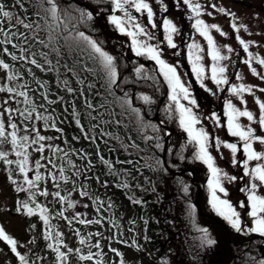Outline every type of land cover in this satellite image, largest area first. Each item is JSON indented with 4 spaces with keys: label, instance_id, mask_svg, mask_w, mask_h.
I'll return each instance as SVG.
<instances>
[{
    "label": "trees",
    "instance_id": "16d2710c",
    "mask_svg": "<svg viewBox=\"0 0 264 264\" xmlns=\"http://www.w3.org/2000/svg\"><path fill=\"white\" fill-rule=\"evenodd\" d=\"M6 3L11 7L14 0H6ZM56 3L61 9L78 7L86 11L92 9L96 12L93 20L87 25L79 24L77 27L80 31L102 41L104 49L116 57L119 86H113V91L116 97H123L127 92L131 107L139 108L143 116V121L140 122L127 105L122 106L118 100L113 102L114 97L108 95L105 90L103 72L99 70L97 62L89 58L87 51L83 53L79 49L69 51L64 46L62 38L55 45L60 49L59 55L33 43L32 51L38 53L37 59L41 63L44 62L39 57V52L44 51L48 53V58L52 60L53 65H56L59 60V79L69 80L68 86L75 89L73 93H69L62 85L58 86V74L55 71L45 73L31 65L21 66L23 80L28 83L35 96L42 100L50 113L58 115L57 123L55 122L56 128H59V124L65 127L60 129L70 139L69 151L72 161L89 181V187L86 190L89 195L82 196L90 206L89 211L97 212L96 209L99 206L89 197L99 198V201L103 202L100 211L95 214L102 217L106 223L105 231L113 240L109 248H114L122 254L125 249H128L143 264H258L261 259H264V237H255L254 233H237L223 217L218 216L212 209L209 203L211 192L208 187V166L195 159L198 145L194 141L190 142L187 133L179 126L178 114L173 111L171 114L173 118L168 119L164 111L169 103L168 89L163 82V77L159 75V66L157 65L155 69L153 64L143 63L142 61L148 58L137 57L131 50V44L127 48L126 39L119 36L121 33L108 22L107 18L112 14L109 0H101V2L97 0H56ZM24 7L27 13L19 7L11 8L15 9L18 15H27L31 20L37 19L35 13L38 11L43 15L38 0H24ZM44 7L48 5L45 4ZM40 22L43 24L42 20ZM7 26L5 22L4 27L7 28ZM19 30L25 31L22 27ZM40 37L47 40V32L41 31ZM8 47L12 52L19 54L11 45ZM65 63L75 68L79 79L84 81L83 84L77 82V76L66 73L62 67ZM141 64L150 75L159 81V91L150 87L151 81L137 77L134 69ZM26 67H32L36 79L48 81V99L56 100L57 103L49 104L42 98L41 93L44 89L39 88L33 77L25 71ZM124 81H129V83H124ZM90 84L94 85L91 89L88 87ZM81 90L84 92L83 96ZM141 95L150 96L154 102L145 104L140 98ZM59 97H63V100L60 101ZM85 100L91 102L96 110L87 109ZM102 103L106 105V109L99 107ZM73 111L79 113L81 124L90 136L96 137L95 142L84 138L75 123ZM89 112L97 119L92 120ZM116 120L120 123L116 124ZM105 121L110 122L105 123ZM41 123L43 124V121ZM25 124L29 128L32 127L31 122L27 121ZM94 124H99V128L93 129ZM151 125L157 126L159 131H154ZM164 127L170 130L167 140H165ZM101 132L111 135L102 136ZM24 134L22 131L18 133V135ZM74 137H79V139H74ZM147 137H153V139ZM61 141L66 143L65 140ZM158 143L160 147H157ZM0 150L11 153V145L6 143L0 147ZM97 152L112 162L114 168L111 172L100 161ZM84 153L88 154L87 159L82 158ZM162 153L165 165L161 162ZM9 159H16L14 153L9 155ZM88 160L91 161L90 168L87 167ZM117 160H130L132 163H117ZM9 169L12 171V178L22 183V175L15 165L8 166L0 161V177L11 190L10 211L23 219L25 234L28 235L26 238L28 248L33 253V255L28 253L32 259L29 264H57L55 253L47 247L50 241L44 239L47 228L39 219L38 214L28 216L23 209L17 211V201L28 200V193L15 191L16 185L12 184L9 179ZM179 170H182L180 175L170 172ZM191 173L195 184L189 180ZM105 182H107L106 187ZM125 182L129 184L127 189L121 186ZM184 186L188 187L187 193L183 191ZM197 187H199L198 199L203 211L202 216L197 214L194 204ZM77 196L80 197L79 194ZM129 197L144 202L134 204ZM37 202L43 205L39 196H37ZM109 203L112 207L108 206ZM29 205L34 207L30 200ZM190 205L194 207V212L190 211ZM216 220L226 225L229 235L215 222ZM50 224L52 225L51 221ZM32 225L35 227L33 228ZM243 225L249 228L246 224ZM202 228L208 229L212 239L216 238V243L208 245V248H203L205 243L199 241L203 238V233L200 231ZM52 231L54 232V228ZM5 247H8L6 242ZM215 247L216 263L209 258L211 253L214 255ZM75 255L74 252L69 260L73 257L75 259ZM118 259L116 256L115 261H120ZM68 264H83V262L79 260L77 263Z\"/></svg>",
    "mask_w": 264,
    "mask_h": 264
},
{
    "label": "snow or ice",
    "instance_id": "6c2138e0",
    "mask_svg": "<svg viewBox=\"0 0 264 264\" xmlns=\"http://www.w3.org/2000/svg\"><path fill=\"white\" fill-rule=\"evenodd\" d=\"M101 2V0H97ZM111 4V13L108 16V22L112 24L117 31L121 34L126 35L131 38V50L135 53L137 57H147L149 60L154 61L156 65L159 66L158 71L159 75L163 77V82L166 84L168 92L167 99L169 103L166 105L164 111L168 115V119H172V112L178 114L179 126L187 133L189 141H194L198 145V150L195 153V159L200 160L205 163L209 170L211 171V178L208 181V187L211 190V198L209 203L215 213L223 217L225 221L237 232V233H256L264 237V195L258 194L259 189L264 188V162L256 163L254 167L249 168V162L251 161H264V152L256 151L253 148V142H259L264 145V136L256 135L255 130L251 125H241L239 123L240 117H246L248 121L253 122L255 120L253 113L246 108L241 110L237 108L230 100L225 102L224 105V116L227 117V132L234 137H238L240 141L243 142V151L246 156V159L243 161V172L244 176L250 178V183L245 187L239 189L242 193H247L246 202L239 201V208L241 209H250L246 214L252 218V226L246 228L242 223L241 212L237 210V207L233 205L227 198H221L220 195H217V192L222 193L224 197L228 196L226 188L223 186L222 177L228 179L229 181H236L238 177L228 176L227 173L222 172L219 167L215 166V161L212 155L208 151L209 143V133L204 130L203 127L197 128L196 126L201 123V119L193 112V107H198L197 101L192 97L189 86H186L185 83L181 80L177 68L179 62L176 65H173L167 62L162 58L163 52L160 49L159 44H152L149 41L155 39L154 33L149 31L148 28L142 23L138 22L137 17L132 14L131 9H134L136 13H146L147 23L151 26L152 29L157 27V24L154 21V12L152 6L147 2V0H109ZM160 4L164 11L167 12V7L164 5L163 0H156ZM182 3L191 10L192 16H189V19L194 18V23L191 25L193 29L207 41V50L208 56L211 58L212 64L210 68V79L217 86L228 85L229 80L225 73L227 72V66L221 65L220 62L228 60L229 57L221 54V50L217 47L213 36L210 34L211 30L219 32L222 36H226L227 33L223 32L218 24H208L203 19H200L204 13L202 12V5L194 0H182ZM38 4L43 11V15L38 11L35 13L37 19L31 20L27 15L20 16L14 14L11 10V7H19L24 13H27V9L24 7V0H14V3L11 7L6 3V0H0V53L6 54L11 57L12 61L21 62V66L31 65L35 69H38L40 72H57V85H62L67 92L73 93L75 89L69 87V80L65 79L61 81L59 79V66L60 62L57 61L56 65H53L51 59L48 58V53L44 51L39 52V57L44 61L41 63L37 59L38 53L32 51L33 43H37L43 48H48L52 52L60 54V49L56 47V42L59 39L64 40V46H66L69 51L79 49L81 53L87 51L89 53V58L96 61L99 70L103 72L105 80V90L108 95L114 97V101H120L121 105H127L131 108V111L136 114L138 121H143V116L139 108L131 107V100L128 97V93L125 92L123 97H116L115 92L113 91V86H119L117 81L119 79L118 67L116 63V57L111 55L103 47V42L98 41L92 36L86 34L84 31L78 29L79 24L87 25L89 21L93 20V12L86 11L83 8H64L61 9L56 0H38ZM47 4L48 7H44ZM212 8H216L215 4L211 5ZM217 11L229 15L232 17L231 27L237 33L240 31V28H243L247 31L246 25H237L235 22L236 15L235 13L227 12L224 8H219ZM122 13V15H116L115 13ZM75 13V14H74ZM212 15L211 12L207 13ZM43 21V24L40 21ZM5 22L7 23V28L4 27ZM163 31L165 33L164 40L167 42V47L171 49H177L178 45L174 42V34H179V29L170 19H163ZM22 27L25 31L21 32L19 29ZM47 32V40L40 37V32ZM31 33V35H29ZM67 33V35H63ZM236 39L243 46L245 52L248 53V59L243 62L249 66L254 75L260 76V73L257 72V69L252 67L253 59L256 62L264 66V58L258 56H253L251 52L248 51L250 44L254 42H246L237 35ZM8 45H11L13 49H16L17 52H12L9 50ZM83 46V47H82ZM227 51L231 53L233 49L229 46H225ZM188 60L191 63L192 72L195 74L196 79L200 82L202 88L205 86V79L207 78L206 70L204 64L201 62L203 57L199 54L203 51L201 45L193 41L189 43L188 46ZM174 55H179V53H174ZM78 63V61H77ZM66 73H71L73 76H77V82L83 84L84 81L79 79L78 73L75 68L69 66L65 63L62 66ZM88 70V69H85ZM0 71L3 72V79L6 81L4 84H0V93H8V99L4 100L3 103H0V108H3V111L0 112V147L8 143L11 145V153L8 151L0 150V161L5 165L11 166L15 165L19 173L22 175V183L18 182L16 179L12 178V171L9 169V179L12 184L16 185L15 191L17 193L27 192L28 200L17 201L18 207L17 211L24 210L25 214L28 216L37 215L39 219L43 221L47 231L44 233V239L50 241L47 244V247L55 253V259L57 264H68L69 255L72 253L78 254L80 261H95V264H103L101 259L98 257L102 256L101 251L92 252L91 248L100 249L101 245L99 241L95 244L89 245V251L87 254H83L80 248H71L68 247L63 242V233L59 231L53 232V226L50 224V209L37 202V195L41 197H48L51 195L55 200L61 204H66L68 209L75 208L77 201L71 199V192L67 195H62L61 191L56 190L49 192L46 188L41 190L39 187V182L46 179L45 175L41 173L40 169L45 168L46 165L42 164V160H46L51 169L48 171L47 176L53 181L54 187L56 189L60 188V181H63L65 184L70 182V177L66 175V169L61 165H57L55 159L43 155L45 152V141L54 139V137H48L40 133L39 128L35 126L36 121H43V126L45 129L51 127L56 128L55 121L52 116L45 115L44 113L38 111L39 108H43L44 105L41 104L37 106L34 100L29 96V85L27 82L18 83L24 79L23 73L18 69L14 68L13 65L5 62L4 59H0ZM25 71L30 74L39 88L44 89L41 93L42 98L47 101L49 104L57 103L56 100L48 99V81H41L35 78V73L33 72L32 67H26ZM137 77L145 81H151L150 87L155 88L159 91V81L152 75H150L145 69L144 65L141 64L134 69ZM237 79H242V77L237 73ZM261 79H264V76H260ZM134 82V81H133ZM124 83H129V81H124ZM91 89L94 85H88ZM123 91V89H121ZM211 91L210 89H208ZM230 92L239 97L242 103L243 101L242 94L247 92L252 94V86L240 84L231 85ZM264 92V88L260 89ZM98 94V93H97ZM214 94V93H213ZM81 95H84L83 90H81ZM23 98L22 103L26 106L23 109L16 108L13 109L8 105L9 100H17V98ZM145 104H151V97L148 95H141L140 97ZM59 100L62 101L63 97H59ZM182 101H187V105L182 103ZM20 103L21 101H18ZM256 103L259 106L260 115L258 118V124L262 130H264V102L259 98H256ZM85 105L87 109L93 111L96 110L95 106L85 100ZM100 108H105V104H100ZM47 112V109H45ZM8 115V120L5 122L4 115ZM18 114L23 118V121H28L32 123V127L29 128L27 124L24 125L23 132L24 135H18L21 131L18 124L14 121V115ZM91 116V113L89 112ZM73 116L75 118L76 125L80 128L81 133L85 139H90L95 142L96 137L90 136L87 131H85L84 126L81 124L79 119V113L73 111ZM213 120H215L217 126H221L220 117L216 113H212ZM92 120H96V116H91ZM110 121H105L109 123ZM116 124H119L120 121L116 120ZM163 123V122H161ZM154 131H159V128L155 125H151ZM99 128V124H94L93 129ZM11 129V131H9ZM56 131L62 132V129L56 128ZM102 136L111 135L110 133L101 132ZM115 138V137H114ZM148 139H153V137H147ZM74 139H79V137H74ZM216 144L219 146L221 141L217 138ZM33 145L36 147L34 151L40 153L38 159L34 163V168L30 167V152L28 151ZM225 147L231 150L233 155V166L238 163L235 159V154L237 153V144L235 143H225ZM157 147H160V144H157ZM49 151L52 152L53 157L57 153H63V157H68L69 153L64 149L59 148L58 146H53L51 144L47 145ZM14 153L16 159H9V155ZM97 155L100 161L105 164L110 172L113 170L114 165L111 161L106 160L102 155L97 152ZM83 159L88 158V154L84 153L82 156ZM66 163L75 168V165L69 159ZM117 163H132V161H119ZM91 161L88 160L87 167H91ZM55 170V171H53ZM35 171L34 178H30L29 173ZM115 174V173H113ZM75 176H79V170L73 173ZM99 178L97 177V180ZM74 185V182H73ZM104 186H107L105 182ZM123 188H129L127 182L121 185ZM139 186V185H138ZM83 189V186H81ZM75 185L73 186V191H75ZM153 191L155 189L153 188ZM183 191L188 192V187L184 186ZM81 196H88L86 190L80 191ZM93 199L94 203H97L99 206L96 211L99 212L100 208L103 206V202L99 201V198L89 197ZM129 199L134 204H141L144 201L140 199H135L129 197ZM29 200L32 202L34 207L29 205ZM88 207V205H84ZM112 207L111 203L108 205ZM190 211L194 212L195 209L190 205ZM64 219H68L64 216V210H61L58 213ZM80 216L79 213L73 216V219H76ZM102 217L95 220H85L78 219L80 224H101ZM71 224V220L68 221ZM34 228L35 225H32ZM200 231L203 233V241L207 245H214L216 241L212 239L209 235L207 228H202ZM79 236V232L76 233ZM97 237L101 233H95ZM92 234H89L91 238ZM0 240L7 243L10 246L11 251L19 258L20 264H29L28 260L24 255H22L18 250V241L9 235L5 229L0 226ZM34 243V241H30ZM81 245L86 243L84 237H81L79 240ZM66 249L65 250H62ZM113 251L116 256L121 257L119 264H124L122 258V253L116 249H110ZM258 264H264V259H261Z\"/></svg>",
    "mask_w": 264,
    "mask_h": 264
},
{
    "label": "rangeland",
    "instance_id": "374dc122",
    "mask_svg": "<svg viewBox=\"0 0 264 264\" xmlns=\"http://www.w3.org/2000/svg\"><path fill=\"white\" fill-rule=\"evenodd\" d=\"M147 2L152 6L154 12V21L157 24L155 29H152L150 25L147 23L146 13H136L134 9H131L133 15L137 17L138 22L145 25L149 31L154 33L155 39L149 41L152 44H159L160 49L163 52L162 58L167 62L176 65L179 62V66L177 71L181 76V80L185 83L186 86H189L190 91L192 93V97L196 99L198 107H193V112L201 119V123L196 127H203L206 132L209 133V143H208V151L212 155L215 161V166L219 167L222 172L227 173L228 176H236L238 179L236 181H229L222 177L223 186L226 188L228 192V196L224 197L222 193L217 192V195H220L221 198H227L234 206L237 207V210L241 212L242 223L247 226H252V218L249 217L246 212L250 209H241L239 208V201H245L247 198V193H242L239 191L240 188L245 187L250 183V178L244 176L243 172V161L246 159V156L243 151V142L239 140L238 137L231 136L227 132V117L224 116V105L226 101H231L237 108L244 110L245 108L253 113L255 120L250 122L246 117H240L239 123L241 125H251V127L255 130L256 135L264 136V130H262L258 124V118L260 115L259 106L256 103V98H259L262 102H264V92L260 91V89L264 88V79H261L260 76H264V66L259 65L255 59L252 61V67L257 69V72L260 73V76L254 75L247 64L243 61L248 59V53L244 51L243 46L236 39L237 35L246 42H254L250 44L248 51L253 54V56H258L260 58H264V0H194V2H198L202 5V12L204 13L200 19H203L208 24H218L221 30L227 33L226 36H222L219 32L214 29L211 30L210 34L213 36V39L216 42L217 47L220 48L221 54L229 57L228 60L221 61V65L227 66V72L225 75L229 80L228 85H220L217 86L210 79V68H211V58L208 56L207 50V41L201 37L195 29L192 28V24L194 23V18L189 19V16H192L191 10L187 8L186 5L182 3V0H163L164 5L167 7V12L164 11L163 7L156 2V0H147ZM215 4L216 8H212L211 5ZM219 8H224L227 12L235 13L237 25H246L247 31L243 28H240V31L237 33L231 27L232 17L229 15H225L217 11ZM14 14H17L15 9H12ZM211 12L212 15H208L207 13ZM116 15H122V13H115ZM170 19L179 29V34H174V42L178 45L177 49H171L167 47V42L164 40V31H163V19ZM5 26V24H4ZM130 38V37H129ZM195 41L196 43L201 45L203 49L199 54L203 57L201 61L206 70L207 78L204 83L205 86L202 88L200 86V82L196 79L195 74L192 72L191 63L188 60V44ZM225 46H229L233 49L231 53L227 51ZM11 51V49H9ZM179 53V55H174V53ZM0 59H4L5 62L13 65L14 68L18 69L21 72V62L12 61L11 57L0 53ZM237 73L242 77V79H237ZM0 77H3V72L0 71ZM6 81L0 79V84H4ZM24 80L18 81V83H24ZM240 84L252 86V94L244 92L242 94L243 101L230 92L231 85ZM210 89L211 91H209ZM214 93V94H213ZM29 96L34 100L37 106L43 104L41 99H38L33 91L29 88ZM8 93H0V103H3L4 100L8 99ZM21 101L20 103L17 102ZM17 100H9L8 105L13 109L20 108L23 109L26 106L22 103L23 98H17ZM182 103L187 105V101H182ZM47 109V112H45ZM3 111V108H0V112ZM38 111L44 113L45 115H51L53 120L57 123L58 115L52 114L49 111V108L44 106L43 108L38 107ZM212 113H216L217 116L220 117L221 126H217L215 120H213ZM4 120H8V115H4ZM14 121L18 124L21 131L23 132L24 125L27 121H23V118L18 114L14 115ZM36 127L39 128L40 133L42 135L48 137H54V139L45 141V152L43 155L52 157L55 159L57 165L63 164L66 169V175L70 177V182L65 184L63 181H60V188L56 189L54 187L53 181L50 177L47 176L48 171L51 169V165L48 164L46 160H42L41 163L46 165L45 168H41L40 171L45 175L46 179L39 182V187L41 190L47 189L50 193L56 190L61 191L62 195H67L71 192V199L77 201L75 208L68 209L66 204H61L57 200H55L51 195L48 197H40L44 206L50 209V221L55 231H59L63 233V242L68 247L73 249L80 248L83 254H87L89 251V245L95 244L99 241L101 247L100 249L91 248L92 252L101 251L102 256L98 257L103 261V264H115L116 254L113 253L109 248L110 244H113V240L107 235L105 231L106 223L102 219L101 224H80L78 223V219L85 220H95L101 218L97 212H90L89 205L84 201V198L80 195L81 190H87L89 187V181L87 177L82 173L78 166L75 165V168L70 167L66 161L71 160V153L69 151L70 148V139L67 137L65 133L56 131V128H47L45 129L41 121H36ZM64 129L65 127L59 124V129ZM169 134H170V130ZM167 132V131H166ZM166 140L168 139V136ZM221 141V144L217 146L216 139ZM65 140V142L61 141ZM225 143H235L237 144V153L235 154V159L238 163L233 166V155L231 150L224 146ZM58 146L61 149H64L69 153L68 157H63V153H57L56 156L53 157L51 151L48 150L47 145ZM36 146L33 145L29 148L30 152V167L34 168V161L39 158L41 155L34 151ZM253 148L256 151L264 152V145L259 142H253ZM264 161H251L249 162V168L255 166L256 163H261ZM73 163V161H72ZM74 164V163H73ZM79 170L80 175L75 176L73 173ZM55 171V170H53ZM30 176L34 178L35 171L30 172ZM211 178V171L208 168V181ZM77 181H79L77 183ZM73 182L76 190L73 191ZM83 186V189L81 188ZM199 189V187H197ZM211 192V190H210ZM199 193V192H198ZM77 194L80 195L77 196ZM258 194L264 195V188L259 189ZM11 205V190L7 183L4 181L2 177H0V226H2L5 231L11 235L14 239L18 241L17 250L26 257L28 262H32L28 253L31 251L28 248L27 244V234H25V226L24 221L20 216L14 215L10 211ZM201 209V208H200ZM64 210V216L68 219H64L58 215V213ZM202 211V210H201ZM203 212V211H202ZM79 213L76 219H73L75 214ZM69 220H71V224H69ZM79 232V236L76 234ZM101 233L99 237L95 235V233ZM27 233V232H26ZM89 234H92L91 238H89ZM229 234V233H228ZM81 237H84L86 243L81 245L79 240ZM216 241V238L214 237ZM199 241L203 242V238H200ZM7 244V243H6ZM209 246L205 243L203 248H208ZM65 250L66 249H63ZM207 253H211L205 251ZM213 252V251H212ZM121 253V252H120ZM216 247L213 253L210 254L211 260H216ZM33 255V253H31ZM74 253L70 254L73 256ZM15 259H14V257ZM72 259L68 261V263H77L79 262L78 254L75 255ZM120 260L121 257H118ZM122 258L124 260V264H143L142 261L137 259V256L132 251L125 249ZM118 261L116 264H119ZM215 261L214 263H216ZM95 261H83V264H94ZM0 264H20L19 258L11 251L10 246L5 247V242L2 243L0 240Z\"/></svg>",
    "mask_w": 264,
    "mask_h": 264
},
{
    "label": "water",
    "instance_id": "95a60500",
    "mask_svg": "<svg viewBox=\"0 0 264 264\" xmlns=\"http://www.w3.org/2000/svg\"><path fill=\"white\" fill-rule=\"evenodd\" d=\"M90 11H92V10H90ZM93 13H94V11H92ZM120 36H122V37H124L127 41H128V45H130V42H131V39L129 38V37H127L126 35H120ZM144 63H152L155 67L157 66L156 64H155V62L154 61H151V60H147V61H143ZM156 118V117H155ZM159 123V122H158ZM165 129H166V135H168L169 134V131H168V129L166 128V127H164ZM166 138H167V136H165V140H166ZM161 162H162V164L163 165H165V163H164V155H163V153L161 154ZM171 173H173V174H178V175H180V174H182V170H179V171H170ZM190 182L191 183H193L194 184V177H193V174L191 173L190 174ZM199 192V190L197 189V193H196V196H195V200H194V203H195V207H196V211H197V214L198 215H200V216H202L203 215V212L201 211V209H200V207H199V199H198V193ZM216 223H218L220 226H222L223 228H224V230L226 231V233H227V235H229L228 234V229H227V227L225 226V224L224 223H222L221 221H219V220H216L215 221ZM254 236L255 237H261L259 234H254Z\"/></svg>",
    "mask_w": 264,
    "mask_h": 264
}]
</instances>
